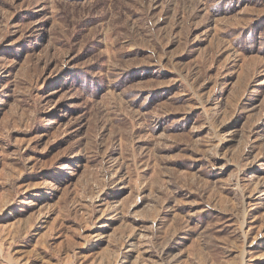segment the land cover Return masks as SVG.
I'll list each match as a JSON object with an SVG mask.
<instances>
[{
  "label": "rangeland",
  "instance_id": "1",
  "mask_svg": "<svg viewBox=\"0 0 264 264\" xmlns=\"http://www.w3.org/2000/svg\"><path fill=\"white\" fill-rule=\"evenodd\" d=\"M0 264H264V0H0Z\"/></svg>",
  "mask_w": 264,
  "mask_h": 264
}]
</instances>
